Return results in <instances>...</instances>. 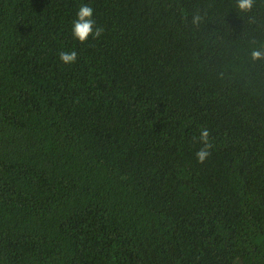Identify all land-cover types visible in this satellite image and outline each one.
Here are the masks:
<instances>
[{"label": "trees", "instance_id": "16d2710c", "mask_svg": "<svg viewBox=\"0 0 264 264\" xmlns=\"http://www.w3.org/2000/svg\"><path fill=\"white\" fill-rule=\"evenodd\" d=\"M237 3L0 0V264H264V0Z\"/></svg>", "mask_w": 264, "mask_h": 264}, {"label": "clouds", "instance_id": "9594fccd", "mask_svg": "<svg viewBox=\"0 0 264 264\" xmlns=\"http://www.w3.org/2000/svg\"><path fill=\"white\" fill-rule=\"evenodd\" d=\"M253 0H238L237 6L241 11L250 10ZM93 8L88 4L81 5L77 12V18L73 21L71 33L74 39L79 42H85L89 36L93 38L99 37L102 34V29L100 27H95V21L92 19ZM200 17L194 15L192 17L193 24H198ZM95 28V30H94ZM77 53L75 51L71 52H60L59 59L62 63L71 64L76 61ZM251 58L253 60L264 59V53L259 50H254L251 52ZM210 130L205 127L202 128L199 135V142L202 147L196 152V158L199 163H203L210 156V149L213 147L210 142Z\"/></svg>", "mask_w": 264, "mask_h": 264}]
</instances>
